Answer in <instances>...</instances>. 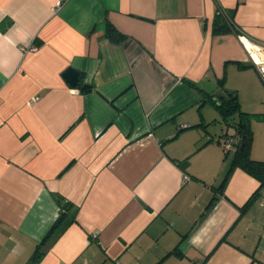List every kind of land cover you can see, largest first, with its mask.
<instances>
[{"label": "crops", "instance_id": "1", "mask_svg": "<svg viewBox=\"0 0 264 264\" xmlns=\"http://www.w3.org/2000/svg\"><path fill=\"white\" fill-rule=\"evenodd\" d=\"M247 47L264 0H0V264H264L260 181L213 99L264 160Z\"/></svg>", "mask_w": 264, "mask_h": 264}, {"label": "trees", "instance_id": "2", "mask_svg": "<svg viewBox=\"0 0 264 264\" xmlns=\"http://www.w3.org/2000/svg\"><path fill=\"white\" fill-rule=\"evenodd\" d=\"M226 15L228 17L227 20L224 19L221 15H218V17L221 19L222 22L231 23V16L228 13H226ZM108 31L113 33L115 32L112 27H109ZM230 95L228 97L223 98L222 100L218 98L213 99L218 104L220 112L225 117L227 124L232 126L235 130V134H228L227 132H225L226 136H232L237 141V146L232 157L231 166L236 164L245 169L253 176H255L257 179H259L260 185L256 192L261 193V189H264V160H255L249 156V147L252 138V132L249 127L250 114L241 111L239 109V103L237 102L236 98L231 97ZM235 111H237V120H233V118H230L231 115L235 114ZM64 210L65 207L62 206L61 217L63 216L62 211Z\"/></svg>", "mask_w": 264, "mask_h": 264}, {"label": "built area", "instance_id": "3", "mask_svg": "<svg viewBox=\"0 0 264 264\" xmlns=\"http://www.w3.org/2000/svg\"><path fill=\"white\" fill-rule=\"evenodd\" d=\"M222 16L224 19L227 20V15L226 12L219 8L217 10V16ZM31 49H34V47H31ZM247 52H248V56L250 61L252 62V64L257 68L259 76L262 80V82H264V50H258L256 48H246ZM35 101V97L31 98L29 100V103H32ZM237 141L236 139H234L232 136H226L225 141L223 142V149L225 150V152L227 153L233 146L236 147L237 146ZM188 177H184V179H187ZM262 194H264V190H262ZM262 203H264V201H262Z\"/></svg>", "mask_w": 264, "mask_h": 264}, {"label": "water", "instance_id": "4", "mask_svg": "<svg viewBox=\"0 0 264 264\" xmlns=\"http://www.w3.org/2000/svg\"><path fill=\"white\" fill-rule=\"evenodd\" d=\"M65 77L71 85H76L79 80V73L73 69H68L65 72ZM243 146V144H242Z\"/></svg>", "mask_w": 264, "mask_h": 264}, {"label": "rangeland", "instance_id": "5", "mask_svg": "<svg viewBox=\"0 0 264 264\" xmlns=\"http://www.w3.org/2000/svg\"><path fill=\"white\" fill-rule=\"evenodd\" d=\"M260 79H261V78H260ZM262 83H264V82H262ZM261 104L264 105V97H262ZM256 107H257V106L253 107V108L250 109V110H256ZM244 108L246 109V107H244ZM257 108H258V107H257ZM246 110H247V109H246ZM231 155H232V153L229 154V159H231Z\"/></svg>", "mask_w": 264, "mask_h": 264}, {"label": "clouds", "instance_id": "6", "mask_svg": "<svg viewBox=\"0 0 264 264\" xmlns=\"http://www.w3.org/2000/svg\"><path fill=\"white\" fill-rule=\"evenodd\" d=\"M191 242H192L193 244H199V242H200V237L197 236V237L193 238Z\"/></svg>", "mask_w": 264, "mask_h": 264}]
</instances>
